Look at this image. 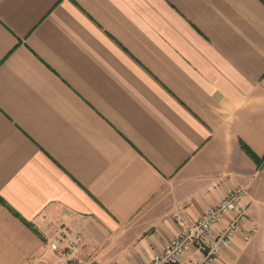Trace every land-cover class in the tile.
Returning a JSON list of instances; mask_svg holds the SVG:
<instances>
[{
  "label": "crops",
  "instance_id": "0c3cea01",
  "mask_svg": "<svg viewBox=\"0 0 264 264\" xmlns=\"http://www.w3.org/2000/svg\"><path fill=\"white\" fill-rule=\"evenodd\" d=\"M244 147L264 156V0H0V264H146L236 186L213 264H264Z\"/></svg>",
  "mask_w": 264,
  "mask_h": 264
},
{
  "label": "built area",
  "instance_id": "2783aa9c",
  "mask_svg": "<svg viewBox=\"0 0 264 264\" xmlns=\"http://www.w3.org/2000/svg\"><path fill=\"white\" fill-rule=\"evenodd\" d=\"M245 194L246 188L236 186L217 204L206 209L194 222L188 223L185 219L178 218L180 231L146 264H175L185 249L193 243L200 247L201 252L200 257L191 264H213L221 250L229 244L238 230V220L243 214L240 204ZM228 212H234L235 218L223 230L214 233V224ZM252 233L253 230L245 233L244 238L248 239ZM82 242V234L76 232L65 235L60 242L50 243V248L65 255H74L79 251Z\"/></svg>",
  "mask_w": 264,
  "mask_h": 264
},
{
  "label": "trees",
  "instance_id": "16d2710c",
  "mask_svg": "<svg viewBox=\"0 0 264 264\" xmlns=\"http://www.w3.org/2000/svg\"><path fill=\"white\" fill-rule=\"evenodd\" d=\"M245 150L248 152V154H250V156H252V158L256 161L257 167H261L262 164L264 163V156L261 158H258L256 155L253 154V152L250 151L249 148L244 147ZM0 200L2 201V199L0 198Z\"/></svg>",
  "mask_w": 264,
  "mask_h": 264
}]
</instances>
